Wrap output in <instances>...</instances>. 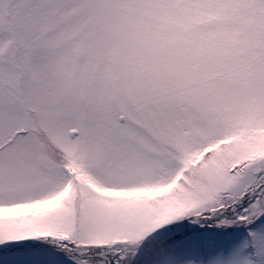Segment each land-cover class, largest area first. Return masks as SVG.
<instances>
[{
	"label": "snow or ice",
	"instance_id": "obj_1",
	"mask_svg": "<svg viewBox=\"0 0 264 264\" xmlns=\"http://www.w3.org/2000/svg\"><path fill=\"white\" fill-rule=\"evenodd\" d=\"M0 264H264V0H0Z\"/></svg>",
	"mask_w": 264,
	"mask_h": 264
}]
</instances>
